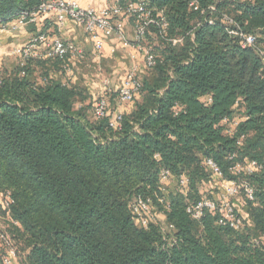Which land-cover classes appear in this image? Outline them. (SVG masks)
Wrapping results in <instances>:
<instances>
[{
	"label": "trees",
	"instance_id": "1",
	"mask_svg": "<svg viewBox=\"0 0 264 264\" xmlns=\"http://www.w3.org/2000/svg\"><path fill=\"white\" fill-rule=\"evenodd\" d=\"M42 1L0 0V20ZM147 2L167 23L165 37L158 25L147 27L151 76L139 74L133 100L107 118L93 116L78 87L50 76L47 65L66 71L67 58L37 55L21 65L16 56L13 70L0 73V194L9 191L13 201L18 264H264V62L224 20L264 47V0ZM250 161L262 168L233 171ZM162 170L176 191L164 186ZM223 180L253 187L252 200L242 188L234 198L247 207L251 228L235 203L240 230L218 224L215 211L199 219L187 212L203 196L214 198L211 183ZM138 197L150 201L146 226L131 213ZM4 253L0 243V264Z\"/></svg>",
	"mask_w": 264,
	"mask_h": 264
},
{
	"label": "built area",
	"instance_id": "2",
	"mask_svg": "<svg viewBox=\"0 0 264 264\" xmlns=\"http://www.w3.org/2000/svg\"><path fill=\"white\" fill-rule=\"evenodd\" d=\"M147 4V0H126L124 3L122 0H111L105 6L95 8L91 5L82 6L78 0H43L36 10L29 13L21 12L6 21L0 20V29L14 31L19 26L28 25L29 23L35 24L42 15L53 14L58 27L64 26L67 20H71L82 28L88 35L95 52L99 53L102 51L106 39L116 37L123 46L132 47L142 52L144 66L151 67L155 63L152 47L143 44L147 27L150 24L158 25L162 33L161 36L165 37L164 33L167 23L163 18L158 21L154 19L147 9ZM190 6L195 10L198 8L194 2H191ZM200 11L203 12L204 10ZM127 19L133 20L134 38L132 42L127 39L122 27V21ZM224 20L233 26L229 28L228 32L238 37L240 45L253 47L264 62V47L255 45V36L240 31L233 19L224 16ZM209 22L211 23V21ZM168 40L172 44H177L182 42V37ZM39 48H42V51L38 52ZM11 53L20 58L21 65H23V61L26 58L37 55H42L44 59L67 58L76 61L84 59V51L81 47L65 42L57 35L49 36L45 32L32 35L25 44L14 47ZM139 72V66L136 63H132L118 86L113 87L108 79L102 81V94L93 101L92 105L93 116L96 119L107 118L110 114L108 98L105 94L115 92L118 104L128 103L133 100L141 86ZM119 120L120 116L118 115L114 119H110L109 126L119 128ZM206 165L214 175L221 176L219 167L212 159L208 158ZM261 168V165L257 162L250 161L245 164H236L233 167V171L236 174L240 172L248 174ZM169 178L170 172L162 170L160 173L161 181H167ZM187 183L188 179L186 177L180 178V185H186ZM241 188L246 198L252 200L253 187L247 181L223 180L216 197L210 199L203 196L196 203L189 206L187 212L193 219H199L204 211H215L218 224L234 230H240L243 226V220L236 213L233 201ZM12 202L9 191L0 194V209L5 212L0 217V243L5 247V253L2 257L3 264H14L19 252L10 233V222L18 224L16 221H12L9 216V207ZM130 208L135 220L143 226H146L149 219L152 218L148 199L138 197L132 201Z\"/></svg>",
	"mask_w": 264,
	"mask_h": 264
},
{
	"label": "crops",
	"instance_id": "3",
	"mask_svg": "<svg viewBox=\"0 0 264 264\" xmlns=\"http://www.w3.org/2000/svg\"><path fill=\"white\" fill-rule=\"evenodd\" d=\"M78 1L82 6L91 5L95 8H100L102 6H105L111 0H78ZM130 21L131 20L128 19L122 21V27L126 37L133 38L134 29H133V24ZM39 32H45L49 36L57 35L63 41L68 43L71 40L73 41L72 43L75 42L74 44H76V46H79L83 49L88 46H91V48L93 49V45L88 35L83 31L82 28L77 26L73 21L67 20L64 26L58 27L55 23V18L53 14L42 15L33 25H22L19 26V28L15 31L0 29V73L8 71L7 67H8V62L10 60L16 62V57H14L15 60L14 58H12V53H11L12 49L18 45L19 46L23 45L24 42L25 41L27 42V40L32 35ZM112 49H114V51H112ZM115 50L118 53L122 54L123 58H129L131 64L137 63L139 66L140 73L142 72L141 67L145 69V66H144V56L142 52L137 51L132 47L123 46L116 37H110L106 39L102 51L97 53L101 54V57L104 58V60L115 58L117 63L115 70H117V72H123V75L122 77H120V81L117 84L118 86L122 78L124 77L126 70L123 69L124 64L120 61L119 57L118 58H116V56L114 57ZM78 64H80V61L68 59V63L66 65L67 66L66 71H64L61 68V66H58V68L54 69L50 65H47V70L51 77L60 79L62 82H66L68 84L78 87V89L82 91L83 95L87 97L86 100L83 102V104L85 105L87 101L88 103H92L97 97H99L100 94H102V89H103L102 82L101 85H94L92 83L93 81H88L86 83L85 81H82L77 74L79 70ZM37 73L38 70L35 71L34 73L35 76L37 75ZM36 79L38 80V76ZM117 79L118 78L116 77V74H114L112 75V77H110V82L116 84ZM76 105H80V103H76ZM120 108L122 109L121 106H118L117 110ZM89 114L91 115L90 111ZM169 184L174 185L176 187V183L173 179L169 178L168 181H166V185ZM14 264H18L17 260L14 261Z\"/></svg>",
	"mask_w": 264,
	"mask_h": 264
},
{
	"label": "rangeland",
	"instance_id": "4",
	"mask_svg": "<svg viewBox=\"0 0 264 264\" xmlns=\"http://www.w3.org/2000/svg\"><path fill=\"white\" fill-rule=\"evenodd\" d=\"M133 38L127 37V39L130 40V42H132ZM72 42L73 41L70 40L69 43H71L73 45H76V44H74L75 42L74 43H72ZM25 43H26V41L24 42V44ZM82 50L84 51V59L80 61V64H78L79 65V70H78V73H77L78 76L80 77V79L82 81H85V83L88 82V81H93L92 83L94 85H101V82L104 79H108L110 81V77H112V75L116 74V77L118 78L116 80V84H113L111 82L113 87H116L117 84L120 81V77H122V75H123V72H117V70H115L116 69V64H117L115 58L104 60V58L101 57V54H98L97 52L93 51L91 46L85 47L84 49L82 48ZM37 51L38 52L42 51V48H39ZM115 56H116V58L119 57L120 61L124 64V68H123L124 70L127 71L128 68L132 65L129 58H123L122 54L118 53L116 50H115V53H114V57ZM14 57H16V56L12 54V58H14ZM14 60H15V58H14ZM15 63L16 62L13 61V60L12 61L10 60L8 62V67H7L8 71L13 70V67H14ZM123 69H121V70H123ZM141 71L142 72L141 73L139 72V74H140V77L142 79H144L145 77L148 78V77L151 76V71L149 69H143L141 67ZM94 95H95V93H94ZM108 100H109V108H110V110L113 111L118 106L122 107V105L118 104L115 101L114 94H112V92L108 95ZM86 104H89L88 101L86 102ZM88 110L90 111V109H88ZM211 184H212V188H210V189L214 193V197H215V193H217L219 191L217 188L219 187L220 183L219 182H215V183H211ZM164 186L167 188V190H170V189L174 190L175 189L174 191H176V187L174 185H171V184L166 185L165 184ZM187 188H188V186H187ZM200 194L201 195H205V194H202V190H200ZM205 196H207V195H205ZM234 203H235V206H236V209L238 210V212H240L243 215V217L245 219V223L247 224L248 228H251V221L248 219L249 213H248L247 207H244L245 205L244 206L240 205V202L237 199L234 200ZM156 213L158 215L161 214L160 211H158V210L156 211ZM4 214H5V212L0 210V217H2Z\"/></svg>",
	"mask_w": 264,
	"mask_h": 264
}]
</instances>
